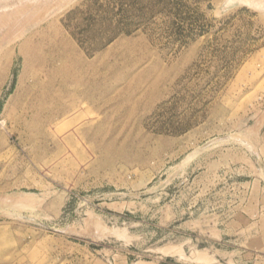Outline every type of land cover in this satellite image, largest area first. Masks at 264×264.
Segmentation results:
<instances>
[{
	"label": "rangeland",
	"instance_id": "1",
	"mask_svg": "<svg viewBox=\"0 0 264 264\" xmlns=\"http://www.w3.org/2000/svg\"><path fill=\"white\" fill-rule=\"evenodd\" d=\"M0 264H264V0H0Z\"/></svg>",
	"mask_w": 264,
	"mask_h": 264
}]
</instances>
